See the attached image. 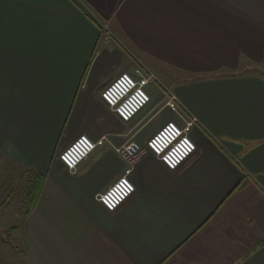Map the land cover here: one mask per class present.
Instances as JSON below:
<instances>
[{
  "label": "crops",
  "instance_id": "0c3cea01",
  "mask_svg": "<svg viewBox=\"0 0 264 264\" xmlns=\"http://www.w3.org/2000/svg\"><path fill=\"white\" fill-rule=\"evenodd\" d=\"M126 56L187 77L166 87L198 118V148L174 170L140 135L145 111L123 121L101 98ZM81 134L106 141L73 173L58 153ZM133 139L127 159L116 147ZM0 155L45 176L29 213L31 176L25 210L0 208L22 219L0 225L20 263L264 264V0H0ZM128 167L136 190L109 211L96 195Z\"/></svg>",
  "mask_w": 264,
  "mask_h": 264
},
{
  "label": "built area",
  "instance_id": "2783aa9c",
  "mask_svg": "<svg viewBox=\"0 0 264 264\" xmlns=\"http://www.w3.org/2000/svg\"><path fill=\"white\" fill-rule=\"evenodd\" d=\"M157 80L158 77L154 72L137 65L132 71L119 73L103 87L100 95L120 119L131 121L152 102L153 97L147 87L155 84ZM163 91L158 110L166 107L174 118L166 120L149 136L146 145L168 169L174 170L188 160L198 148L192 136V130L197 127L198 118L182 108L172 89L166 88ZM105 141L104 136L94 140L87 134H81L59 151L58 158L69 171L75 173L82 161ZM141 148V143L133 139L116 147V150L130 159ZM132 170V167L126 168L106 190L97 193V200L107 210H116L135 192L136 186L131 179Z\"/></svg>",
  "mask_w": 264,
  "mask_h": 264
},
{
  "label": "rangeland",
  "instance_id": "374dc122",
  "mask_svg": "<svg viewBox=\"0 0 264 264\" xmlns=\"http://www.w3.org/2000/svg\"><path fill=\"white\" fill-rule=\"evenodd\" d=\"M98 20H99L101 42L109 45L110 47L109 49H112V51H116L117 50L116 41H118L119 38L118 37L119 33L117 31L116 23H114L110 18L98 19ZM107 36L108 38L106 39ZM121 39L120 42L126 43ZM129 46L132 49H134L131 46V44ZM129 46L126 45L124 46V52L125 54L130 55L133 53V51ZM134 50L139 52V50H137L136 48ZM147 64L153 70L152 72H154L157 75L158 80L155 84H150L147 87L150 93L152 94L153 100L144 109L146 115L140 122V126L143 125V127L140 129L141 131L140 135L143 136L144 138L146 136H151L166 120L170 118H174V115L171 113V111L168 108L164 107L158 110L161 105V104L159 105V103L163 98L162 93H164L163 90H166V88H168L166 86L172 85L174 87L177 83L184 80V78H187L182 71L176 70L173 67L166 65L165 62H162L154 57H153V61H148ZM137 65H141L146 68L144 64L137 62L131 58L129 59L126 56L125 62H123L122 67L117 68L116 70L110 69L106 71L104 74H102L100 81L101 82L100 90H102L105 85L111 82L119 73L123 71H132L131 66L136 67ZM115 66L117 65H114L113 68H115ZM258 67H259L258 64L256 65L250 61L249 62L247 61L245 62V65H242L238 68V71L251 72V70L254 71L259 70L257 69ZM233 71L235 70H232L230 72ZM157 110L158 112L155 115H153ZM25 173H26L25 168H22L18 164L13 163L11 159L5 157L4 155H0V208L5 209V207L8 204H10L13 212H19L20 210H25L24 197L26 190L23 188L26 186L27 179L30 178V176L26 175ZM9 214L10 215H7L6 217H2L3 219L2 221H4V222L0 221V225L2 227H6L8 225L10 226L13 224L15 225L21 224L22 219L20 217L17 218L12 212H10ZM15 242L16 239L10 237V232L8 231V229L0 228V263L1 264H26L24 263V259L22 258V256H21V263L19 259H17L18 254L16 253L17 252L16 248L12 247V243L15 244ZM19 249L21 252V244L19 245Z\"/></svg>",
  "mask_w": 264,
  "mask_h": 264
},
{
  "label": "trees",
  "instance_id": "16d2710c",
  "mask_svg": "<svg viewBox=\"0 0 264 264\" xmlns=\"http://www.w3.org/2000/svg\"><path fill=\"white\" fill-rule=\"evenodd\" d=\"M31 176L29 188L27 189L26 198L28 201V207L26 213H29L35 206L43 188L45 176L41 173L34 172ZM264 244V239L256 246ZM255 248V247H254ZM1 264V263H0Z\"/></svg>",
  "mask_w": 264,
  "mask_h": 264
}]
</instances>
